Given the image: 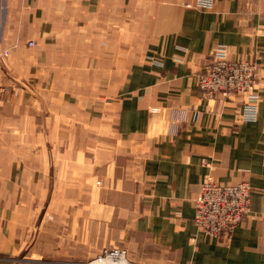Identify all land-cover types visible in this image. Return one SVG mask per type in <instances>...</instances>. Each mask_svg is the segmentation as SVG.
<instances>
[{
    "label": "crops",
    "instance_id": "0c3cea01",
    "mask_svg": "<svg viewBox=\"0 0 264 264\" xmlns=\"http://www.w3.org/2000/svg\"><path fill=\"white\" fill-rule=\"evenodd\" d=\"M1 1L0 264H264V0ZM220 46L258 67L254 122L199 89ZM207 176L252 187L229 238L197 231Z\"/></svg>",
    "mask_w": 264,
    "mask_h": 264
},
{
    "label": "built area",
    "instance_id": "2783aa9c",
    "mask_svg": "<svg viewBox=\"0 0 264 264\" xmlns=\"http://www.w3.org/2000/svg\"><path fill=\"white\" fill-rule=\"evenodd\" d=\"M195 6L210 10L214 0H197ZM30 46L33 42L29 43ZM7 50H0V74ZM153 63L157 60L150 58ZM257 65L245 58L232 57L227 47L216 48L206 61L199 79V89L206 99L217 96L243 98L238 117L242 122H254L259 116L261 94L257 88ZM10 90L0 84V97ZM252 187L248 182L221 185L207 176L201 183L200 192L194 201V222L197 231L214 239L229 238L234 229L250 213ZM26 264V261L18 262ZM80 264H134L125 249H105L95 259Z\"/></svg>",
    "mask_w": 264,
    "mask_h": 264
},
{
    "label": "rangeland",
    "instance_id": "374dc122",
    "mask_svg": "<svg viewBox=\"0 0 264 264\" xmlns=\"http://www.w3.org/2000/svg\"><path fill=\"white\" fill-rule=\"evenodd\" d=\"M0 4H1L0 9H1V11H2V13L0 14V22H2V21L4 20L5 15H6V11H5V1H4V4H3V1H1ZM3 8H4V9H3ZM5 45H7V44H5ZM12 48H13V45H8V46H4V47H2V46H1V43H0V50H7V51L9 52V57H10V53H11ZM9 57L5 60V64H4V67H3V71H4V68H5L6 63H8L7 61H8V59H9ZM0 79H2V72H1V74H0ZM0 81H1V80H0ZM21 83H22V82H21ZM0 84H1V82H0ZM7 84H8V85H7ZM18 84H19V83H18L17 81H14V79H13L11 82H8V83H6V84H1V85H4V87L11 86L10 88H12V87H15V86L18 85Z\"/></svg>",
    "mask_w": 264,
    "mask_h": 264
}]
</instances>
